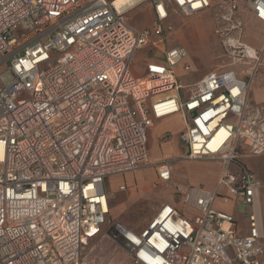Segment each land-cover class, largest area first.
Returning <instances> with one entry per match:
<instances>
[{
	"label": "built area",
	"instance_id": "obj_1",
	"mask_svg": "<svg viewBox=\"0 0 264 264\" xmlns=\"http://www.w3.org/2000/svg\"><path fill=\"white\" fill-rule=\"evenodd\" d=\"M149 1L154 19L140 28L116 0H0V264H262L263 185L244 158L264 155V105L248 101L263 52L243 41L239 10L264 22V0ZM212 9L228 63L184 84L189 53L166 46V22ZM145 48L163 61L136 76ZM174 115L185 154H169L167 127L155 154L156 121ZM177 158L218 162L214 188L174 183ZM146 166L193 214L165 202L142 228L111 222V197L129 184L107 181Z\"/></svg>",
	"mask_w": 264,
	"mask_h": 264
},
{
	"label": "rangeland",
	"instance_id": "obj_2",
	"mask_svg": "<svg viewBox=\"0 0 264 264\" xmlns=\"http://www.w3.org/2000/svg\"><path fill=\"white\" fill-rule=\"evenodd\" d=\"M126 21L133 26L146 28L152 25L154 14L149 0H142L125 13ZM166 24L173 25V33L167 35L166 46L183 45L187 48L188 61L192 71L184 73L180 67L179 79L184 84L197 80L207 72L224 67L228 63V57L224 54L223 45L219 37L214 33L218 23L214 9L204 11L200 14L185 15L173 13ZM246 37L249 40H257L258 33L255 30H248ZM162 53L159 50L140 49L132 59V67L136 76L144 73V64L148 59L158 56L161 61ZM44 65L41 66L43 69ZM157 125L152 130L149 144L154 153L158 154L155 135L162 127L177 129L182 122L179 116L174 115L167 122L156 121ZM186 145L180 140L178 134H173L167 149L171 156H182L185 154ZM244 162L251 168L258 179L262 182V208L264 210V155L246 157ZM220 172V164L212 160H186L177 158L174 163V183L180 184H201L205 187H212ZM127 182L129 187L125 191H118L116 196L111 197V222L121 221L132 228H142L152 218L159 207L169 202L182 208L188 214L193 211L181 203V196L174 184L166 185L157 183L156 174L152 166H146L126 174H116L110 177L106 183L107 190L116 191L122 182ZM227 208L228 205H221ZM244 206L235 208L237 215L244 217ZM108 216V217H109ZM245 226V224H243ZM103 240L104 249H109L112 242ZM103 250V251H105ZM115 250V249H114ZM124 252L120 251L116 259L123 257Z\"/></svg>",
	"mask_w": 264,
	"mask_h": 264
},
{
	"label": "crops",
	"instance_id": "obj_3",
	"mask_svg": "<svg viewBox=\"0 0 264 264\" xmlns=\"http://www.w3.org/2000/svg\"><path fill=\"white\" fill-rule=\"evenodd\" d=\"M215 1H216V3H220V2H223L225 0H215ZM152 11H153V9H152ZM239 14L243 18V23H244L243 31H242L243 41L246 42L251 47L257 49L258 51L263 52L262 63L260 65L259 72L253 81L252 88L249 92L248 101L252 105H259V104L264 105V22L257 19L256 17H254V15L248 9H246V7L243 4L240 7ZM249 29L257 31L258 39L256 41L247 39V37H246L247 33L246 32ZM199 78H201V76ZM177 116L180 117L181 122H182L181 116L180 115H177ZM170 118H172V117L163 119L162 121L167 122ZM182 124L177 129H175V131H174L175 134H178L181 131L182 126H183ZM168 152L170 153V150H168ZM218 176H219V174H218ZM218 176H217V179H218ZM216 182H217V180H216ZM216 182L214 183V185L212 187H207V188H209V189L214 188ZM260 204H261V209H262V213H263V220H264V210L262 208V191H261V195H260ZM247 212H248V209H245L244 217H242V215H237L235 213V216H236L237 222H238L239 232H241L242 234H244L248 231V216H247L248 213ZM243 224H245V226H243ZM262 264H264V256L262 258Z\"/></svg>",
	"mask_w": 264,
	"mask_h": 264
},
{
	"label": "bare ground",
	"instance_id": "obj_4",
	"mask_svg": "<svg viewBox=\"0 0 264 264\" xmlns=\"http://www.w3.org/2000/svg\"><path fill=\"white\" fill-rule=\"evenodd\" d=\"M142 0H116L115 4L121 12H126L127 8L134 7Z\"/></svg>",
	"mask_w": 264,
	"mask_h": 264
}]
</instances>
